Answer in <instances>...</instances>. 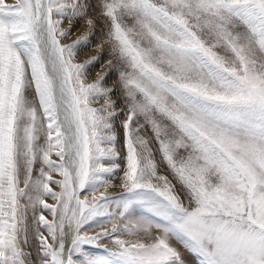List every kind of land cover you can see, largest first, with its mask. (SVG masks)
Wrapping results in <instances>:
<instances>
[{"label":"snow or ice","instance_id":"6c2138e0","mask_svg":"<svg viewBox=\"0 0 264 264\" xmlns=\"http://www.w3.org/2000/svg\"><path fill=\"white\" fill-rule=\"evenodd\" d=\"M177 244L264 264V0H0V264Z\"/></svg>","mask_w":264,"mask_h":264},{"label":"rangeland","instance_id":"374dc122","mask_svg":"<svg viewBox=\"0 0 264 264\" xmlns=\"http://www.w3.org/2000/svg\"><path fill=\"white\" fill-rule=\"evenodd\" d=\"M9 2H11V0H9ZM90 14H94L93 13H90ZM76 29H78V31H75V34L70 37L68 40H65L64 42L65 43H70L72 39H75V36L76 35H79L80 32H82L84 30V26H83V21H78L76 22ZM103 31H102V25L101 26H98V28L96 29V32H95V35L92 36V46L81 52L80 53V59L83 60V59H86L88 58L89 56H92L96 53V49H95V45L99 44L101 42V40L103 39ZM108 53L105 51L104 53L101 54V60L99 63H96L93 67L90 68L89 70V76H90V79H94L96 74L100 71L103 70L104 66H105V61L108 59ZM116 79H117V75L115 72H112L109 74V77L107 78L106 80V86L108 87H111L113 86V84H115L116 82ZM120 96V93L119 91L116 92L114 98H118ZM103 101H101L102 103ZM120 103V101L118 100V104ZM123 117L121 116L120 119H122ZM117 125H119V121H117ZM119 134V132H118ZM117 147H120L122 148V144H118ZM114 183L116 184H119V178L117 177L115 180H114ZM58 190V189H57ZM112 191V190H110ZM115 191H119V189H116ZM50 203L52 201H49ZM50 218V217H49ZM99 229H94V230H90V231H98ZM105 243H108L107 241H105ZM181 253H182V258L186 261V264H198V260L189 252H187L186 250H184L180 245H176ZM87 250H91L89 248V246H85Z\"/></svg>","mask_w":264,"mask_h":264}]
</instances>
